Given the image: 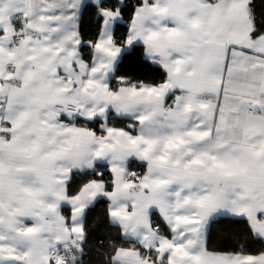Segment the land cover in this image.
Returning <instances> with one entry per match:
<instances>
[{"label": "snow or ice", "instance_id": "1", "mask_svg": "<svg viewBox=\"0 0 264 264\" xmlns=\"http://www.w3.org/2000/svg\"><path fill=\"white\" fill-rule=\"evenodd\" d=\"M0 264H264V0H0Z\"/></svg>", "mask_w": 264, "mask_h": 264}]
</instances>
